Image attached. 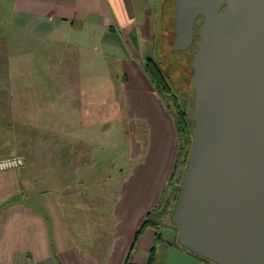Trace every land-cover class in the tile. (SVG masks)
<instances>
[{"label": "crops", "instance_id": "crops-1", "mask_svg": "<svg viewBox=\"0 0 264 264\" xmlns=\"http://www.w3.org/2000/svg\"><path fill=\"white\" fill-rule=\"evenodd\" d=\"M163 3L0 0V43H13L8 34L25 37L47 61L28 86L0 90V106L11 91L22 103L14 100L11 109H26L12 110L10 137L0 127V158L23 159L20 167L0 173V264H123L126 258L147 264L154 230L135 232L161 196L177 146L172 116L143 71L152 59ZM84 41L89 50H82ZM67 45L75 46L77 59L90 61L85 71L94 69L91 61L104 50L123 54L117 65L123 75L127 135L121 133L128 173L113 198L97 192L110 175L99 161L85 160L81 121L68 117L62 97L63 76L70 72L64 71ZM168 187L173 192L175 183Z\"/></svg>", "mask_w": 264, "mask_h": 264}, {"label": "water", "instance_id": "water-1", "mask_svg": "<svg viewBox=\"0 0 264 264\" xmlns=\"http://www.w3.org/2000/svg\"><path fill=\"white\" fill-rule=\"evenodd\" d=\"M172 5L170 50L196 37L191 147L170 216L176 244L213 264H264V0ZM162 264L203 263L167 246Z\"/></svg>", "mask_w": 264, "mask_h": 264}, {"label": "rangeland", "instance_id": "rangeland-1", "mask_svg": "<svg viewBox=\"0 0 264 264\" xmlns=\"http://www.w3.org/2000/svg\"><path fill=\"white\" fill-rule=\"evenodd\" d=\"M169 12L171 16L168 17ZM171 18L172 10L170 8L166 9V11L164 9L160 11V23L152 47L151 58L158 63L170 86L168 92L170 95L166 96V100L171 104L172 99L170 97L174 95L178 104L180 103L181 108L188 114L191 97L190 52H172L170 50V43L173 38L170 29ZM163 23L164 25L161 26ZM160 31L163 34L160 35ZM5 32L6 30L4 29L3 34ZM7 36L8 39H13L11 40L13 43L8 44L6 43L8 41L4 42V39L3 43H0V55L2 53L3 57L0 61L3 64L0 68V90L12 89L16 85H21V83L28 86L33 81L35 70L40 72L47 63L45 59L40 57L43 55L42 53L32 50L33 44L25 37L12 38L10 34ZM96 43L98 44L97 41ZM82 45V50H89V42L86 43L84 41ZM74 47L67 45V49L63 51L64 53L66 52V57H68L64 61L66 64L64 71L67 72L68 70L70 72L63 76V79H67V82L62 97L67 98L68 117L71 118V116L75 115L74 120L81 121L79 141L81 148L87 151L85 152L86 155H84L85 160L95 159L99 161L101 169L106 166L104 168L105 174L110 175L105 181L96 186L97 192L100 195H104V197L108 195L113 198L118 192L122 178L128 173L127 165H125L126 140L124 141L125 136L122 135V133L127 135L122 118L124 101V93L122 91L123 75L119 73L117 65V57L123 54H115L104 50L98 55L99 58L97 57V60L91 61L96 64L94 69L85 71L84 67L86 65L90 67L91 63L89 60H85L84 57L83 59H77L76 56L79 54H77V49ZM100 47L103 48L102 46ZM41 51L43 52V48ZM52 66L53 64L51 63ZM54 67H52V71L55 69ZM7 93L8 97L5 103L0 106V127L7 128L5 131L7 136L10 137L12 110L24 112L26 109L22 107L11 109L12 102L18 98L17 95L15 97L14 92L9 91ZM16 103L22 106L20 100H17ZM63 104L65 103L63 102ZM27 110H30V108ZM180 167L182 168L183 165ZM108 171L110 172L108 173ZM174 183L176 187L178 181ZM53 189L52 185L50 190ZM170 192L171 188L168 187V193ZM50 193L51 195L53 194L52 191ZM159 232L162 236V242L156 241L159 253L155 264H160L162 261L163 242H175L176 239V230L170 223L168 214L161 219Z\"/></svg>", "mask_w": 264, "mask_h": 264}, {"label": "trees", "instance_id": "trees-1", "mask_svg": "<svg viewBox=\"0 0 264 264\" xmlns=\"http://www.w3.org/2000/svg\"><path fill=\"white\" fill-rule=\"evenodd\" d=\"M163 8L166 11L168 8L172 10V18H173V5H172V0H163ZM167 15L168 17L171 16L170 12ZM172 18L170 20V29H171V22ZM200 18L196 19L194 22V28H196L199 24ZM161 24V26H163ZM163 34L160 31V35ZM196 45V40L194 43L187 49L185 50L186 52H190V56L193 53ZM183 51V52H185ZM189 67H190V60H189ZM143 71L145 72L149 82L157 92V94L161 97L163 100L165 107L168 109L169 113L172 116L174 127H175V132H176V139H177V146H176V151H175V156L173 159V164L171 167V170L169 172L166 185L163 188L161 192V196L155 205V207L149 211L141 220L136 232L135 236L139 234L145 227H150L154 230V239H153V244L151 245L149 249V257L147 264H154L155 261V245L154 242L159 241L162 242V237L161 233L159 232V226L161 225V219L168 214L169 215V220L171 216V212L174 206V202L177 196L178 192V183L176 187L174 188V192L168 193V186L173 184L174 182H177L175 180V176L178 170L183 171L186 159L191 147V137H190V126H191V117H190V109H191V104H192V90L190 88V108H189V113L187 114L180 106V103L178 104V101L176 100L175 96L172 95L170 99H172V105L166 100V96H169L170 94L168 93L170 90V86L167 83L166 76L163 74L160 66L158 65L157 62H155L153 59H147L143 63ZM191 87V86H190ZM179 165H183V167H179ZM173 226V225H172ZM174 227V226H173ZM175 228V227H174ZM176 230V229H175ZM176 243L175 242H169V243H164L163 242V257L162 261L160 264H162L163 259H164V249L167 246H173ZM123 264H132L129 262V260L126 258Z\"/></svg>", "mask_w": 264, "mask_h": 264}, {"label": "built area", "instance_id": "built-area-1", "mask_svg": "<svg viewBox=\"0 0 264 264\" xmlns=\"http://www.w3.org/2000/svg\"><path fill=\"white\" fill-rule=\"evenodd\" d=\"M23 164V160L20 156L9 155L0 158V173L10 169H16Z\"/></svg>", "mask_w": 264, "mask_h": 264}, {"label": "flooded vegetation", "instance_id": "flooded-vegetation-1", "mask_svg": "<svg viewBox=\"0 0 264 264\" xmlns=\"http://www.w3.org/2000/svg\"><path fill=\"white\" fill-rule=\"evenodd\" d=\"M195 40H196V37H195L194 41H195ZM175 229H176V228H175ZM172 247H175V248L179 249L180 251L185 252V253H187V254H189V255L195 257L196 259H198V260H199L200 262H202L203 264H213V263H211V262H209V261H206V260H204V259H202V258H199V257H197V256H194L193 254L187 252L185 249H183V248L177 246L176 243H175V245H173Z\"/></svg>", "mask_w": 264, "mask_h": 264}]
</instances>
